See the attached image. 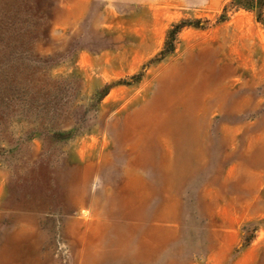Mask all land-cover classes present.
Returning a JSON list of instances; mask_svg holds the SVG:
<instances>
[{
	"label": "rangeland",
	"instance_id": "374dc122",
	"mask_svg": "<svg viewBox=\"0 0 264 264\" xmlns=\"http://www.w3.org/2000/svg\"><path fill=\"white\" fill-rule=\"evenodd\" d=\"M232 2L0 0V264H264V6Z\"/></svg>",
	"mask_w": 264,
	"mask_h": 264
},
{
	"label": "trees",
	"instance_id": "16d2710c",
	"mask_svg": "<svg viewBox=\"0 0 264 264\" xmlns=\"http://www.w3.org/2000/svg\"><path fill=\"white\" fill-rule=\"evenodd\" d=\"M232 6H234L235 8H243L248 11L260 12L262 7L264 6V0H233ZM260 17H261V13L258 14V19H260ZM222 20H224V18H222ZM199 23L200 22H197L196 26H198ZM185 25L187 24L183 23L179 26H176L175 29L171 32V37L173 38L179 32V30ZM167 46L168 47L165 49V51L162 52V55H165L173 51L174 49L173 41L167 43Z\"/></svg>",
	"mask_w": 264,
	"mask_h": 264
}]
</instances>
